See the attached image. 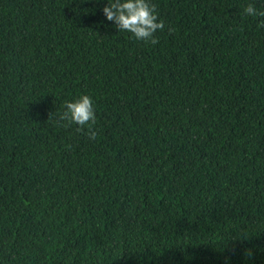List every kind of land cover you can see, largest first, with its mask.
<instances>
[{"label": "trees", "instance_id": "1", "mask_svg": "<svg viewBox=\"0 0 264 264\" xmlns=\"http://www.w3.org/2000/svg\"><path fill=\"white\" fill-rule=\"evenodd\" d=\"M107 3L0 0V264H264V0Z\"/></svg>", "mask_w": 264, "mask_h": 264}, {"label": "clouds", "instance_id": "2", "mask_svg": "<svg viewBox=\"0 0 264 264\" xmlns=\"http://www.w3.org/2000/svg\"><path fill=\"white\" fill-rule=\"evenodd\" d=\"M102 11L108 21L114 22L119 32L131 33L137 40L144 42L158 43L155 33L165 27L164 22L158 18L156 6L150 4L149 0H108ZM243 11L247 16L260 17L258 27L264 28V10L258 11L250 3ZM173 31L174 29L169 28L170 33ZM63 108L64 111L59 114V121H66L67 124L64 126L76 124L79 126L77 130L83 131L87 125L89 139L96 138L97 134L92 130L96 115L90 96L81 95L75 101H65Z\"/></svg>", "mask_w": 264, "mask_h": 264}]
</instances>
